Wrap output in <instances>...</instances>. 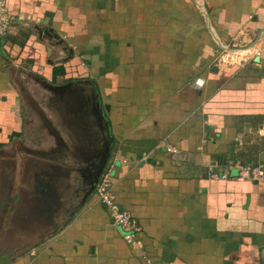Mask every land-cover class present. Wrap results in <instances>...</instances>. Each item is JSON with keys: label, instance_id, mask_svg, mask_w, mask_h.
<instances>
[{"label": "crops", "instance_id": "crops-1", "mask_svg": "<svg viewBox=\"0 0 264 264\" xmlns=\"http://www.w3.org/2000/svg\"><path fill=\"white\" fill-rule=\"evenodd\" d=\"M8 8L17 22L0 41V184L17 160V182L30 187L16 195L24 211L11 232L22 241L41 234L40 221L24 225L29 201L31 218L42 217L41 191L61 204L44 239L10 264H264V182L228 171L229 159L264 169V0H8ZM237 42L255 54L232 67L217 55ZM27 80L32 91L92 85L103 147L88 145L86 101L75 114L71 99L32 98L45 102L34 115ZM74 140L86 160L101 162L110 149L116 202L141 226L137 246L94 193L85 201L100 164L85 169L58 147ZM55 154L65 170L84 169L75 210L57 192Z\"/></svg>", "mask_w": 264, "mask_h": 264}, {"label": "rangeland", "instance_id": "rangeland-1", "mask_svg": "<svg viewBox=\"0 0 264 264\" xmlns=\"http://www.w3.org/2000/svg\"><path fill=\"white\" fill-rule=\"evenodd\" d=\"M237 43H238L237 46H230V49L233 52H235L234 50H240L241 55L233 56L234 59L230 61L231 60L230 57H228L229 59L226 57V54H225L226 52L224 50L225 48L221 45V49L218 51L219 55H217L219 60L225 61L227 65H231L232 67H235V66L237 67L239 64L240 65L244 64L242 60H241L242 62L239 63L240 59L243 58V60H245L246 62L250 57H252L255 54V52L253 51L252 52L249 51L247 53L243 52L245 48L240 46V42H237ZM243 45H245V43ZM246 49L251 50L249 49V47ZM24 84L25 85L23 86L27 89L25 90V93H26L25 98L30 99V100L29 99L27 100L26 107L31 112H33L34 115L42 116V113H43L42 108H45L43 105L45 102L40 101L39 99L41 98L43 100L56 99V101H58L59 98H64V99H71L73 101H76L75 102L76 104L72 105V111L74 110L75 114H80L81 105L85 104L84 101H86V105L88 104L89 109L87 110V108H85L81 114L82 115L87 114L90 120L89 121V137L87 139L88 145L91 146L95 142V143H98V148L102 146L103 143L101 139V132L103 131V122H102L103 116H102V110L100 106L97 105V95L92 85H89L83 82L74 83L72 85L67 86V88H64V89H54L47 85H43V86H38L37 89H35V91H32L30 89L32 88L33 84L30 81L27 80L25 81ZM32 98H39L38 99L39 102H36L34 100V103H33L31 100ZM80 100L83 101L82 104H79ZM35 109H38V110H35ZM41 116H40V121L42 120ZM92 128H96L98 130L97 133L93 134ZM83 132L85 134L84 127H83ZM87 136L88 135L86 133V137ZM107 140L108 139H106V143L110 144L109 140L108 141ZM83 142H84V139H83ZM81 146L82 145H79V146L76 145L75 140H74L72 146L68 144L67 146L59 145L58 147H61L62 149H66L69 151H73L74 154L71 156L74 158L82 157L84 160L83 165H85V169L87 165L89 164H92V163L100 164L101 163L100 162L101 159L100 160L98 159L97 161H91V158L89 157L86 160L88 155H85L84 152H80L82 151V149L80 148ZM82 147L84 148L85 145H83ZM58 155L64 156V154H57V155L55 154V156L59 157ZM15 160L16 158H14V161ZM64 162H67V160L61 159L60 157L56 158V160H53L52 162L53 163L52 168H54L55 171L52 168L50 171L56 177L55 179L58 180L57 192L60 195H62L63 197L62 201H64V196H65L67 199V207H70L73 205V209L75 210L78 207V202L82 197V194H81L82 192H79V191L83 187V184L82 185L80 184V181H79L80 174L76 173L74 169H69V170L64 169L66 168L63 165ZM14 164L16 165V167H19V165L17 164V160H16L15 163H10V168H9V171L7 172L8 174H6V172L2 174L3 177L7 178L6 185H5L6 187H1L2 185L0 184V264H10V262H12L17 257L23 254L30 253L31 251L29 250V248H31L34 244H36L37 240L39 241L40 239L43 240L44 236H46V233H44V231L47 230L48 227L50 226V220L52 219V217H50L49 214H53V211L56 210L54 209L55 208L54 206H56L57 209H58V205H60L61 207V204L57 203V201L54 198L49 199L48 193H44L41 191V194L37 196V197H40V204L39 203L35 204L37 205V207L35 208V211L37 213H40L42 217L38 219L31 218L33 215V208H32L33 203L32 201H29L28 203L25 204V206L26 207L29 206V208L25 210L26 212H29L30 214L26 215L28 216V218H26L28 222L24 223V225H31V224L33 225V223H36L37 220L40 221V224L42 227L41 234L26 235L24 236V239L22 241L20 238L17 237L18 235L14 234V232L12 233L11 226L17 225L16 223L18 219L17 215H19L20 213L24 211L23 202H20L16 195L24 196L22 193V189L25 188V190L28 191L30 188L29 186H26V187L22 186L23 187L22 188L19 185L20 183L18 184L17 178L23 173V171L18 170L17 172V168L15 167L14 169ZM24 180L33 181L31 176L30 177L28 176V178H24ZM66 183H71L73 186L69 188L70 187L69 185L65 186ZM69 199L71 200V202H68ZM68 203H70L71 205H68ZM62 220L63 219L57 218V225H59L62 222ZM20 221H21L20 223L24 222L22 219ZM58 227L59 226H57V228Z\"/></svg>", "mask_w": 264, "mask_h": 264}, {"label": "built area", "instance_id": "built-area-1", "mask_svg": "<svg viewBox=\"0 0 264 264\" xmlns=\"http://www.w3.org/2000/svg\"><path fill=\"white\" fill-rule=\"evenodd\" d=\"M16 22L17 19L9 11L8 0H0V41ZM224 50L226 57H230V61L234 59L233 56L241 55L240 50H234L235 52H233L231 49H226V47ZM249 51L248 49L243 50L245 53ZM241 60L245 63L243 58L240 59L239 63L242 62ZM147 158L146 155L143 156V160ZM113 168L112 164L107 163L93 193L108 213L111 225L120 231L128 245L137 246L139 244L137 236L141 232V226L129 212L122 210L116 202L112 183ZM231 169L237 171L234 176L238 181L264 182V169L256 165H241L237 167L229 165L228 171H232ZM228 177L229 174L226 172L223 178L227 179Z\"/></svg>", "mask_w": 264, "mask_h": 264}, {"label": "water", "instance_id": "water-1", "mask_svg": "<svg viewBox=\"0 0 264 264\" xmlns=\"http://www.w3.org/2000/svg\"><path fill=\"white\" fill-rule=\"evenodd\" d=\"M36 29H38V26H36L35 27ZM5 39L3 38L2 39V41H4ZM260 61V58L259 57H257L256 59H255V62H259ZM111 154V151H110V149H107L106 150V152H105V155H104V157H103V159H102V161H101V163H100V165H99V167H98V169H97V172H96V175H95V177L93 178V179H91V181H90V190H89V192H88V194H87V196H86V198H85V201L93 194V192L95 191V188H96V185H97V183H98V181H99V179H100V176H101V174L103 173V171H104V168H105V166L107 165V163H108V160H109V158H110V155ZM236 173H237V171L235 170L234 171V173L232 174L233 176L234 175H236Z\"/></svg>", "mask_w": 264, "mask_h": 264}, {"label": "trees", "instance_id": "trees-1", "mask_svg": "<svg viewBox=\"0 0 264 264\" xmlns=\"http://www.w3.org/2000/svg\"><path fill=\"white\" fill-rule=\"evenodd\" d=\"M250 118H251V117H244V118H242V119L250 120ZM257 119H260V116L254 117V118L252 119L254 123H252V122H251V123H252L254 126H256V122H257L256 120H257ZM247 122L249 123V121H245V123H247ZM228 163H230L232 166L239 165V164H238V163H239L238 160H235V159H229V160H228ZM241 165H244V163L241 164Z\"/></svg>", "mask_w": 264, "mask_h": 264}, {"label": "flooded vegetation", "instance_id": "flooded-vegetation-1", "mask_svg": "<svg viewBox=\"0 0 264 264\" xmlns=\"http://www.w3.org/2000/svg\"><path fill=\"white\" fill-rule=\"evenodd\" d=\"M107 128V127H106ZM108 131V130H107ZM85 166V165H84ZM81 169V170H80ZM80 169H77V173L78 174H82L83 173V167L82 168H80ZM105 169V168H104ZM81 177V175L79 176V181H83L82 180V178H80ZM82 190V191H81ZM81 190L79 191V192H82L81 194H82V197H81V199L83 198V196H84V186L81 188ZM72 208H73V205H72Z\"/></svg>", "mask_w": 264, "mask_h": 264}]
</instances>
